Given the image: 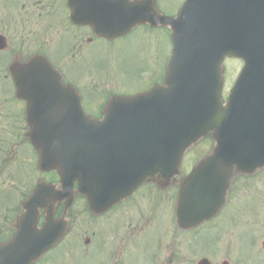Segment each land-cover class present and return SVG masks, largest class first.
Wrapping results in <instances>:
<instances>
[{
    "label": "water",
    "instance_id": "95a60500",
    "mask_svg": "<svg viewBox=\"0 0 264 264\" xmlns=\"http://www.w3.org/2000/svg\"><path fill=\"white\" fill-rule=\"evenodd\" d=\"M83 12L81 20L107 37L139 23L168 22L172 52L166 76L148 91L113 98L96 119L82 110L75 90L33 58L16 87L28 102L41 168L58 170L65 194L77 181L98 213L146 177L172 176L184 151L213 132L212 153L184 179L176 205L183 227L211 217L225 201L233 171L264 166V0H185L175 18L156 14L154 0H83ZM225 56L244 65L223 104ZM48 188L39 183L24 202L16 233L0 243V264H30L62 236L65 222L53 217L47 196L60 199L64 193ZM42 206L49 213L38 228Z\"/></svg>",
    "mask_w": 264,
    "mask_h": 264
},
{
    "label": "rangeland",
    "instance_id": "374dc122",
    "mask_svg": "<svg viewBox=\"0 0 264 264\" xmlns=\"http://www.w3.org/2000/svg\"><path fill=\"white\" fill-rule=\"evenodd\" d=\"M178 3L179 0H158L166 13L175 11ZM167 48L170 51V40L161 42L152 36H139L137 30L121 39L120 51L103 47L101 55L110 61L105 62V66L114 68L113 73L108 77H97L95 81L88 77V95L102 91L109 81L119 82V85L124 82L129 88L137 87L147 71L152 70L155 74ZM89 51H93L92 45ZM240 66L241 62L236 59L225 62L223 98ZM89 71L100 75L102 68L93 67ZM14 108L7 121L0 118V125L9 123L10 127L13 122L22 123L18 108ZM211 144L213 146L214 141L209 136L189 147L182 160V172L189 173L205 158L211 151ZM154 186L141 187L133 197L137 204L129 205V199L100 215L91 213L85 198L76 193L68 212L70 229L67 235L37 264H164L166 248H169V255H166L165 264H196L203 256L215 264L225 259L230 264H264V169H257L251 175L233 176L224 207L194 230H182L176 225L177 184L157 190ZM18 195L10 198V212L20 201ZM121 207L127 209L120 211L118 208ZM158 217L162 220L168 217L170 224L161 226ZM161 236L164 240L165 236L167 238L166 248L162 246ZM84 239H89V243Z\"/></svg>",
    "mask_w": 264,
    "mask_h": 264
},
{
    "label": "flooded vegetation",
    "instance_id": "af4514ba",
    "mask_svg": "<svg viewBox=\"0 0 264 264\" xmlns=\"http://www.w3.org/2000/svg\"><path fill=\"white\" fill-rule=\"evenodd\" d=\"M79 6L83 8L80 2L75 4L74 8L78 10ZM78 13L82 15L80 11ZM73 14V6L68 0H0V118L9 119L11 112L15 110L14 106L18 108L19 118L23 117L22 127H16L21 126V123L14 122L10 127L9 123H4V127L0 125V242L10 238L14 232L13 218L21 209L20 205H16L12 208L13 214L10 216V194H20L18 199L22 201L40 180L56 185L58 180L55 170L41 171L38 168V152L30 142L29 126L24 120L26 101L17 96L11 65H22L37 54L43 56L59 71L63 83L72 85L79 91L83 108L95 116L103 114L107 102L113 96L146 90L161 82L165 74L163 60L155 74L152 70L147 71L146 77L135 89L123 83L119 85V82L109 81L102 91L88 95V77L95 81L97 77H108L113 73L114 68L105 66V62L110 61L103 59V47L113 52L115 49L120 51L123 36L110 39L97 35L88 24L74 21ZM152 30L153 28L147 25L138 35L152 36L161 42L168 40L167 26H161L156 34H153ZM2 44L4 46H1ZM90 45L93 47L92 52L89 51ZM166 54L167 52L165 58ZM93 67L102 68L100 75L87 72ZM150 180L156 181L155 178ZM151 183L155 185L156 190L159 189L160 185ZM140 189L125 200L127 202L130 199L129 205L137 204L133 197ZM118 209L125 211L127 208ZM66 211L62 201L56 215L68 217ZM44 215L45 210L40 209V222ZM166 255H169V248L166 249Z\"/></svg>",
    "mask_w": 264,
    "mask_h": 264
}]
</instances>
